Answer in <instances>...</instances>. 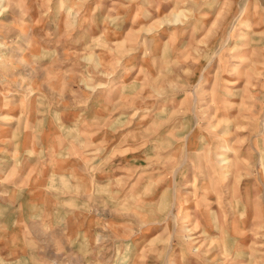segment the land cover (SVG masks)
Listing matches in <instances>:
<instances>
[{"label":"rangeland","instance_id":"rangeland-1","mask_svg":"<svg viewBox=\"0 0 264 264\" xmlns=\"http://www.w3.org/2000/svg\"><path fill=\"white\" fill-rule=\"evenodd\" d=\"M0 264H264V0H0Z\"/></svg>","mask_w":264,"mask_h":264}]
</instances>
